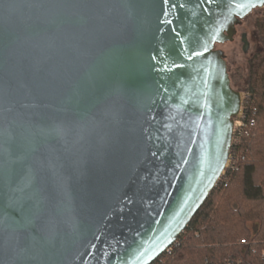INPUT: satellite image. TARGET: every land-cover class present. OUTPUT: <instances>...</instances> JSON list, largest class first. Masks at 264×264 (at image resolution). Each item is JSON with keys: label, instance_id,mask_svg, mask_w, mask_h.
<instances>
[{"label": "water", "instance_id": "obj_1", "mask_svg": "<svg viewBox=\"0 0 264 264\" xmlns=\"http://www.w3.org/2000/svg\"><path fill=\"white\" fill-rule=\"evenodd\" d=\"M262 6L0 0V264L157 259L231 147L240 93L215 46Z\"/></svg>", "mask_w": 264, "mask_h": 264}, {"label": "trees", "instance_id": "obj_2", "mask_svg": "<svg viewBox=\"0 0 264 264\" xmlns=\"http://www.w3.org/2000/svg\"><path fill=\"white\" fill-rule=\"evenodd\" d=\"M256 28L264 38V13ZM248 65L243 91L249 96L246 119L254 124L235 145L244 159L227 172L226 186H214L181 235L151 264H264V48Z\"/></svg>", "mask_w": 264, "mask_h": 264}, {"label": "rangeland", "instance_id": "obj_3", "mask_svg": "<svg viewBox=\"0 0 264 264\" xmlns=\"http://www.w3.org/2000/svg\"><path fill=\"white\" fill-rule=\"evenodd\" d=\"M263 13L264 7L253 9L236 26L237 32L232 41L215 46V48L222 50L225 55L231 86L234 90L243 91L246 88L249 70L248 62L256 52L264 48V38L256 28V22ZM242 32L246 33L249 42V48L246 52L243 51L240 42V34ZM234 186H237V184ZM248 225L251 229L255 228L254 223H248ZM241 244H246V242L241 240Z\"/></svg>", "mask_w": 264, "mask_h": 264}, {"label": "built area", "instance_id": "obj_4", "mask_svg": "<svg viewBox=\"0 0 264 264\" xmlns=\"http://www.w3.org/2000/svg\"><path fill=\"white\" fill-rule=\"evenodd\" d=\"M264 7V6H262ZM261 7V8H262ZM240 93V107L236 116L233 117V129H232V139H231V147L229 153L227 155V159L224 165V169L221 171L216 184H222L223 186L227 185V172L231 169H235L236 165L240 160H243L244 157L241 155L239 151L235 150V145L239 143V139L244 135L247 128L253 126L254 120L250 119L249 121L246 119V108L248 104V94L245 91H239ZM255 111V110H253ZM255 112H252V116ZM234 144V148H232ZM215 184V185H216ZM181 235V234H180ZM179 235V236H180ZM178 236V237H179ZM227 264H240L229 262Z\"/></svg>", "mask_w": 264, "mask_h": 264}, {"label": "flooded vegetation", "instance_id": "obj_5", "mask_svg": "<svg viewBox=\"0 0 264 264\" xmlns=\"http://www.w3.org/2000/svg\"><path fill=\"white\" fill-rule=\"evenodd\" d=\"M236 32H237V31H236ZM235 35H236V33H235ZM235 35H234V36H235ZM243 36L246 38V40H247V42H248V39H247V35H246V33H245V32H242V33L240 34V42H241V44H242V49H243V46H244ZM248 48H249V42H248L247 50H248Z\"/></svg>", "mask_w": 264, "mask_h": 264}]
</instances>
